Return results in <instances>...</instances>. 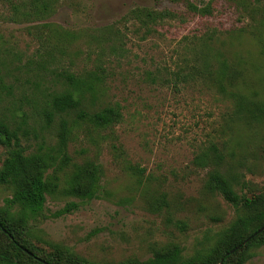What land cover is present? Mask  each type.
<instances>
[{
  "label": "rangeland",
  "instance_id": "374dc122",
  "mask_svg": "<svg viewBox=\"0 0 264 264\" xmlns=\"http://www.w3.org/2000/svg\"><path fill=\"white\" fill-rule=\"evenodd\" d=\"M189 1L199 7L211 2L213 14L191 15L187 0H61L47 19L76 34L66 43V66L106 68L97 107L119 103L123 112L118 124L98 133L84 125L68 142L74 161L102 165V196L52 216L79 200L48 195L47 217L34 222L49 241L95 263L144 261L155 249L174 245L190 257L213 244L244 211L206 190L214 166H197L194 158L213 145L225 155L221 169L237 175L239 193L264 194V123L249 124L235 108V94L264 103V0ZM136 7L171 9L187 20L166 19L148 30L130 18ZM2 11L7 9L1 3ZM29 24L0 18V111L39 130L35 87L47 89L51 78L38 63L39 43ZM207 38L212 52L219 48L232 64L233 81L199 76L188 83L184 58L188 50L200 52ZM46 136L48 145L55 143L53 129ZM23 143L34 150L41 141L30 131ZM5 157L0 144V167ZM11 195L0 184V206ZM255 251L245 264H264V245Z\"/></svg>",
  "mask_w": 264,
  "mask_h": 264
},
{
  "label": "trees",
  "instance_id": "16d2710c",
  "mask_svg": "<svg viewBox=\"0 0 264 264\" xmlns=\"http://www.w3.org/2000/svg\"><path fill=\"white\" fill-rule=\"evenodd\" d=\"M0 2L7 9L6 12L2 11L0 18L10 22L30 23L27 30L39 43L38 63L51 78L47 89L39 83L35 87L38 93L35 108L40 111L39 130L35 125L28 128L26 120L19 123L0 111V144L6 147V157L0 167V184L12 189V195L6 197L4 205L0 206V264H98L49 241L40 229H36L34 222L39 217H47L45 204L48 195H64L79 200L66 202L52 216L67 214L82 203L102 196V165L91 159L81 163L74 161L67 151L68 142L83 130L84 125L98 133L118 124L123 118L122 107L119 103L102 107L96 105L107 77L104 65L98 63L94 68L78 71L64 64L66 55H69L66 43L75 39L76 34L47 20L61 0ZM187 9L191 15L202 17L212 15L214 11L211 2L199 7L189 0ZM129 16L148 30L166 19L174 18L180 22L187 20L177 11L149 7L133 8ZM241 16L240 21L243 19ZM243 29L245 26L234 30ZM188 37L186 35L183 38ZM202 45L200 52L192 49V56L188 50L184 58L188 66V83L199 76L220 82L233 81L235 69L219 48L214 47L215 53L212 52L213 45L209 44L208 38L203 40ZM235 95L238 97L235 105L237 115L249 124L253 121L257 125L263 124L264 103ZM51 129L55 131L56 140L54 144L48 145L46 133ZM30 131L41 141L34 150H29L23 143ZM224 160L225 155L215 145L194 158L197 166H214L209 171L206 190L220 194L238 211L244 210L218 233L213 244L202 245L190 257H184L183 250L174 245L155 249L153 256L144 261L133 258L117 264H219L221 261V264H245L254 256L255 249L264 245V194L253 198L239 193L236 187L240 185L237 175L221 169ZM165 196L159 201H163ZM38 243H46L52 249L47 251ZM238 245L240 247L237 249ZM232 249L234 251L230 252Z\"/></svg>",
  "mask_w": 264,
  "mask_h": 264
},
{
  "label": "water",
  "instance_id": "95a60500",
  "mask_svg": "<svg viewBox=\"0 0 264 264\" xmlns=\"http://www.w3.org/2000/svg\"><path fill=\"white\" fill-rule=\"evenodd\" d=\"M262 229H264V226H263V228ZM262 229H260V230H262ZM259 230V231H260ZM259 231H257L256 233H254V234H257ZM240 247V245H238L236 248L238 249ZM234 251V249H232L230 252H233ZM222 263V261L219 263V264H221Z\"/></svg>",
  "mask_w": 264,
  "mask_h": 264
}]
</instances>
